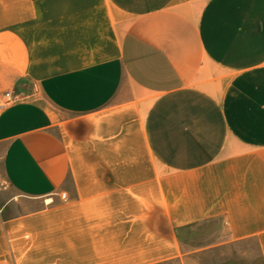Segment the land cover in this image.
Instances as JSON below:
<instances>
[{"label": "crops", "instance_id": "1", "mask_svg": "<svg viewBox=\"0 0 264 264\" xmlns=\"http://www.w3.org/2000/svg\"><path fill=\"white\" fill-rule=\"evenodd\" d=\"M0 98V264H264V0H0Z\"/></svg>", "mask_w": 264, "mask_h": 264}, {"label": "rangeland", "instance_id": "2", "mask_svg": "<svg viewBox=\"0 0 264 264\" xmlns=\"http://www.w3.org/2000/svg\"><path fill=\"white\" fill-rule=\"evenodd\" d=\"M13 101H17V100H13ZM219 230H220L219 223L212 222V223L203 224L202 226H198L194 230L185 231L184 234L187 242H190L193 245L194 244L203 245L217 238L220 235ZM226 255L234 257V264L258 263V261H255L256 251L253 247L239 245L221 251L219 250L212 254L204 253V255L201 256V258L203 259L202 264H216V262L211 263L209 259L211 257H213V259L218 257L221 262V257Z\"/></svg>", "mask_w": 264, "mask_h": 264}, {"label": "built area", "instance_id": "3", "mask_svg": "<svg viewBox=\"0 0 264 264\" xmlns=\"http://www.w3.org/2000/svg\"><path fill=\"white\" fill-rule=\"evenodd\" d=\"M4 108V103L2 101V99L0 98V111H2Z\"/></svg>", "mask_w": 264, "mask_h": 264}]
</instances>
